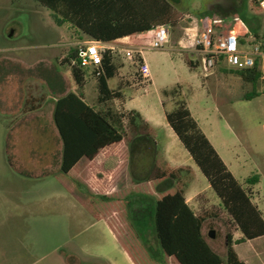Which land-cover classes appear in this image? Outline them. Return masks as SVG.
<instances>
[{"label":"rangeland","instance_id":"rangeland-1","mask_svg":"<svg viewBox=\"0 0 264 264\" xmlns=\"http://www.w3.org/2000/svg\"><path fill=\"white\" fill-rule=\"evenodd\" d=\"M170 1L181 16L194 17L198 19L197 23L204 22L201 19L205 17L221 18V27L216 28V32L225 29L229 23L242 32L233 17H238L244 25L253 26V30L261 26V18L251 11L252 0ZM185 19L189 20L188 17ZM71 37L78 41L61 15L38 1L0 0V79L12 103L17 102L21 92L30 95L35 90L38 93L43 91L50 97L49 81L45 79L41 83L42 77L50 78L57 73L62 80L71 83V65L67 60L72 48L78 47L71 44ZM168 43L162 49L144 50L151 82L139 79L134 90L125 85L120 90L126 98L132 94L135 97L133 103H140L153 116L159 117L164 107L167 110L174 107L172 100L170 103L163 97L162 90L180 84L193 117L216 146L234 177L243 183L247 177L257 176L255 184H248L253 187L249 191L264 217V81L246 82L233 72L234 67L224 62L216 65L210 77H202L199 68H191L168 47ZM114 48L117 50L118 47ZM117 58L123 60L120 53ZM126 61V65L131 63ZM21 78L25 79L21 81ZM20 82L22 89L19 88ZM116 82L119 86V78L115 77L113 84ZM115 101L117 106H113L121 111V99ZM163 101L167 102L162 105ZM9 119L0 106V264H126L127 257L133 258L132 251L139 264H177L173 258H163L158 253L153 214L131 221L126 210L122 212L121 218L117 219L123 232L121 239L131 248L124 249L121 242L107 231L100 216H78L77 209L67 204L70 195L61 191L60 181L55 177L35 179L23 176L14 165L11 166L3 142L7 130L5 122ZM124 132L125 137L131 135L126 125ZM157 134V139L169 142L165 137L167 132L159 128ZM51 135L50 131L45 133L46 137ZM48 146L42 145V148ZM164 171L168 173L170 169ZM180 172L182 178L176 185L179 188L191 176L187 168ZM199 175L200 180L194 181L196 188L206 183ZM148 189L151 187L147 186L144 194H148ZM198 200L208 204L216 214L205 213L210 217L204 222V236L209 246L224 258L226 235L230 233L236 242L240 232L212 190L202 193ZM234 249L247 264H264V235L235 243ZM146 250L158 253L154 256L157 262L148 258Z\"/></svg>","mask_w":264,"mask_h":264},{"label":"trees","instance_id":"trees-1","mask_svg":"<svg viewBox=\"0 0 264 264\" xmlns=\"http://www.w3.org/2000/svg\"><path fill=\"white\" fill-rule=\"evenodd\" d=\"M36 1L59 13L63 21L72 22L83 34L108 44H115V40L127 36L129 45L147 46L148 40L137 38L138 33L157 25L173 24L181 17L170 0ZM250 7L254 14L261 12L253 0ZM258 37V34H254L255 40ZM259 39L263 40L264 50V39ZM110 51L107 49L104 52L100 66L92 71L91 78L95 79L97 93V109L74 92H68L54 101L53 123L62 142L61 173L66 175L81 158L92 159L102 148L120 142L125 137L126 125L131 131L127 141L131 180L136 184L154 185L155 195H141L147 196L151 203L153 230L160 249L158 253L163 258H173L177 264H246L239 258L233 244L264 235V217L252 201L250 189L234 177L199 127L187 106L181 85L175 84L170 89H163V97L169 98L174 104L172 110L165 111L169 127L241 234L236 242L230 233L226 235V253L222 258L209 246L202 234L206 215L195 214L185 201L182 187H176L182 168L168 173L162 170L158 146L147 122L135 110L120 111L113 106L112 102L121 99L122 93L119 86L111 89L107 83L117 69L111 62ZM67 61L71 65L74 81L79 84L83 80L84 72L78 64L77 48H72ZM132 61L137 65L136 74L141 79L139 65L142 58L136 54ZM188 64L191 68L197 67L191 61H188ZM258 65L256 61L251 68L235 69L233 72L246 82L256 83L260 76ZM32 108L33 101L28 95L23 111H30ZM257 181V176L251 175L246 178L245 183L252 185ZM115 202L116 207L113 208L118 210V218H121L124 210L128 213L129 197L117 199ZM94 215L101 217L102 213ZM110 226L119 237L122 247L130 248L122 242L123 232L119 229L118 222ZM132 253L133 261L139 264L136 254L133 251ZM158 253L149 250L147 256L157 262L154 256Z\"/></svg>","mask_w":264,"mask_h":264},{"label":"crops","instance_id":"crops-1","mask_svg":"<svg viewBox=\"0 0 264 264\" xmlns=\"http://www.w3.org/2000/svg\"><path fill=\"white\" fill-rule=\"evenodd\" d=\"M182 15L183 16H181L175 23L172 24L168 47L174 49L177 56L187 63L188 61H191L193 64H198L200 53L197 51L194 41L199 33L203 30L204 23L201 22L194 24L189 20L186 21L185 18L187 17V14ZM255 15L261 18V26L258 29L254 28L253 30V26L246 24L244 26L240 25V27L243 29L242 32H240L233 23H229L226 25L225 29H220L218 32L215 31V35L227 32L228 30H234L240 34L242 41L248 40L253 43L254 41L252 36L254 37V34H258L259 38L264 39V36H262L264 33V13L259 12ZM66 23L71 26L72 33H74L78 38V41H76L73 37H71V44L79 45L83 41L95 40L86 34H83V32L74 24H72V22ZM136 37L140 38V33H138ZM120 40L126 42L127 44L123 46L117 45V43L109 44L111 47L110 53L112 55L111 62L116 65L117 69L115 75L109 78L107 83L111 89L118 87V82L115 83L116 86L113 84V79L116 77L119 78V87L125 85L126 88L134 90L138 82H140L138 81L139 77L136 74L137 68L132 60H130L131 63L129 65H126V60L128 59L124 57L123 50L131 48L133 51H136L137 46L140 45H129V39L127 36L119 38L115 40V42ZM115 46L118 47L117 50L114 48ZM119 53L121 56H123L122 61L118 60L117 58ZM141 58L145 62L144 50L141 53ZM148 72V79L149 82H151L149 67ZM59 76L61 77V75L56 73L55 76L50 78H40L41 83H43L45 79L49 81V88L51 92L50 97L49 94L45 96L43 91L38 93V91L35 90V92L30 93V95L28 93H24L23 95V92H21L15 104L12 103L10 96L4 92L0 79V106H2L4 113L10 117L9 121H6L7 123L5 122L7 130L3 140L6 148V158L10 161V165H14L16 167L15 169L20 171L23 176L32 177L35 179L53 176L55 177V180H58V182L60 181L59 186L61 187V191H66V194L70 195V200L67 204L70 205L71 208L77 209L76 213L78 216L85 214L93 215L94 213L100 212L99 210L104 208L103 212H100L103 213L101 216L103 220L100 221L104 222L107 231L115 237L117 242H119V237L110 226V224H115L117 222L116 218H118V210L113 208L116 207V202L114 203V201L120 198L129 197L127 214L130 217V220L134 221L135 218H144L147 214H151L152 208L150 207L151 203L149 198L142 196L141 193H144V189L147 186H151V189H148L147 193L155 195L154 185L150 183L136 184L131 180L129 174V153L127 146V141L130 136L124 137L120 142L113 143L102 148L97 154L94 155L92 159L81 158L66 175L61 173L60 161L62 142L53 123L54 101L58 97L68 92H74L76 94H80L87 104L96 107V109L98 107L95 106L97 96L95 79L91 77L84 78L83 76V80L78 84L74 81L72 74L71 83L67 79V81H65V79L62 80ZM24 79L21 78L20 80L23 81ZM258 81L264 80L259 78ZM21 83L22 82L19 84V88L22 89L23 85ZM35 87H37V85H35ZM1 92H3V94ZM121 93L122 98L119 103L120 108H122V110L137 111L141 118L149 125L152 135L154 136L159 148L160 168L162 170L169 168L170 171L178 168H187L190 170L191 176L186 184L182 187L183 195L188 206L197 215H206L205 213L208 211L209 214L215 216L216 214L211 211L208 204L201 201L199 202L198 200V197L202 193H206L207 190L212 189L210 188L207 181L203 187L196 188L194 186V181L200 180L199 174H201V172L194 164L192 158L182 146L177 136L172 132L166 121L165 111L170 110H167L164 107L162 114L159 117L153 116L150 111L147 108H144L140 103H133L135 97L132 94L126 98L125 93L122 91ZM28 95L33 101V108L30 111H23V106L25 100L28 98ZM41 98H43V100H41ZM167 101L172 103L169 98ZM167 101H163L162 105H164ZM132 103L133 105H131ZM114 104L117 106L115 100L113 101V105ZM159 128L168 133L165 134V137L166 139L168 138L169 142L164 143L163 140L157 139V129ZM47 131L52 133L50 137L45 136ZM204 134L209 139L205 132ZM209 141L222 158L216 146L211 140ZM42 145L49 146L48 148L44 147V149L42 148ZM181 173L182 172L179 173V179L182 178ZM244 182L240 183L250 190L253 189L251 185L245 184ZM208 217L210 216H207V218ZM134 223L136 224V222ZM137 226L139 231L138 223ZM202 234L204 235V224L202 226ZM233 246H235V243ZM125 261L126 264H135L133 259H128V257L125 259Z\"/></svg>","mask_w":264,"mask_h":264},{"label":"built area","instance_id":"built-area-1","mask_svg":"<svg viewBox=\"0 0 264 264\" xmlns=\"http://www.w3.org/2000/svg\"><path fill=\"white\" fill-rule=\"evenodd\" d=\"M257 3L260 11L264 13V0H253ZM189 21L197 24L198 19L187 15ZM203 30L194 41L197 51L200 53L198 68L203 77L210 76L216 65L224 62L235 69L251 68L258 61L259 78L264 80V50L262 49L263 40H255L253 43L248 40L242 41L240 34L234 30L215 35V30L221 27V18H204ZM233 21L239 22L244 26L238 17H233ZM171 23H165L152 27L140 33V39L148 40V45L137 46V50L131 48L123 50V55L128 60H133L136 54L140 55L143 50L162 49L170 38ZM117 45H126V42L118 41ZM107 49H111L108 43L100 40L83 41L77 47V59L80 68L86 70L85 77H93V69L98 68L102 62L103 54ZM139 73L143 81H149L147 64L142 60L139 65Z\"/></svg>","mask_w":264,"mask_h":264},{"label":"water","instance_id":"water-1","mask_svg":"<svg viewBox=\"0 0 264 264\" xmlns=\"http://www.w3.org/2000/svg\"><path fill=\"white\" fill-rule=\"evenodd\" d=\"M11 35H12V33L9 34V36H11ZM209 235H210L211 237L213 236V234H212L211 231L209 232Z\"/></svg>","mask_w":264,"mask_h":264}]
</instances>
